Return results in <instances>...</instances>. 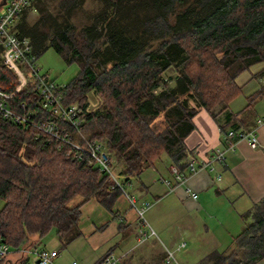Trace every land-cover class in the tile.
Wrapping results in <instances>:
<instances>
[{"label": "trees", "instance_id": "16d2710c", "mask_svg": "<svg viewBox=\"0 0 264 264\" xmlns=\"http://www.w3.org/2000/svg\"><path fill=\"white\" fill-rule=\"evenodd\" d=\"M100 3L78 25L71 18L81 0H59L55 12L43 8L32 24L23 17L14 32L29 39L35 55L50 46L78 64L63 85V101L81 108L85 139L106 143L123 187L163 152L184 171L190 153L184 138L197 110L214 118L222 113L223 131L239 128L228 103L241 91L237 75L264 63V0ZM170 66L177 67L172 85L163 75ZM251 75L264 76V65ZM15 85L0 62V86L12 91ZM89 91L100 100L96 108L88 106ZM263 94L264 85L246 96L244 108ZM12 100L37 107L39 99L26 86ZM120 193L86 154L0 116V238L10 247H33L34 237L52 228L64 247L80 235L84 202L96 200L115 218ZM75 196L80 200L70 205ZM240 215L243 226L230 249L214 250L196 264H254L264 257V195ZM19 255L13 264H26V254Z\"/></svg>", "mask_w": 264, "mask_h": 264}, {"label": "crops", "instance_id": "0c3cea01", "mask_svg": "<svg viewBox=\"0 0 264 264\" xmlns=\"http://www.w3.org/2000/svg\"><path fill=\"white\" fill-rule=\"evenodd\" d=\"M263 65L264 63L260 67ZM250 76L252 75H249L248 79L252 78ZM255 78L259 79L261 86L264 85V76ZM243 107L234 111L229 108L228 103V109L235 114L234 119L239 123L240 129L254 128L258 139L257 146L251 147L246 139H240L235 142L231 150L226 152L224 162H213L210 168L205 166L191 174L187 168L184 169L183 172L187 177L183 183L176 184L172 177L169 166L173 163L170 160L164 165L153 162L136 177L139 183L135 184L133 192L138 195V200L136 199L138 202L151 203L147 211L154 226H149L154 231L153 234H159L167 241L172 237L178 238L179 242L184 243L181 248L196 249V251L189 249L187 260L184 258L187 264H196L214 250L230 249L234 236L243 226L240 214L264 195V121L256 123L257 118L264 116V94L250 107ZM222 116L220 113L214 118L203 108L193 115V129L184 138L185 146L190 151L187 162L199 163L208 160L213 149L225 144L218 126L223 120ZM167 178L173 185L171 189L164 182ZM131 184L129 181L125 185ZM189 191L196 192V198H192ZM130 195L137 197L124 190L115 199L112 206L113 211L116 212L114 220L106 210L100 208L92 218H89L88 223L79 220L80 235L84 236L91 249L99 247L109 236H119L126 243L133 235L136 244H129L122 253V256H126V264H170L166 261L164 251L168 247L163 245L162 251L158 252L154 242L143 245L145 240L138 241L140 231L146 229L129 206L127 197ZM89 200L79 207L80 210ZM163 222L174 224V235L163 230ZM178 241L175 242L176 247ZM140 243L143 247L135 248ZM107 250L111 251V249ZM105 253L91 264H95ZM19 256L10 253L7 264L15 263ZM254 264H264V257Z\"/></svg>", "mask_w": 264, "mask_h": 264}, {"label": "built area", "instance_id": "2783aa9c", "mask_svg": "<svg viewBox=\"0 0 264 264\" xmlns=\"http://www.w3.org/2000/svg\"><path fill=\"white\" fill-rule=\"evenodd\" d=\"M32 0H6L0 11V62L11 72L16 79V85L12 91H6L0 86V116L24 127H29L51 139L70 145L76 150V154L84 153L99 168L102 173L108 174L115 185L124 192V187L120 184L114 173L112 163V153L106 143L102 140H87L80 131L81 108L76 102L67 104L63 101V85L55 83L49 78L47 72L42 71L36 61L30 41L27 37L21 36L13 30V21L20 12L30 4ZM29 86L38 97V106L30 107L26 101L18 100L13 102L14 92ZM48 115L56 116L60 121L56 122L48 119ZM264 121V116L256 119V123ZM219 132L225 142L221 147L213 149L208 160L195 163L188 162V172L195 173L197 169L205 166L211 167L213 162H224L228 150L233 148L235 142L246 139L249 146L255 147L258 144L257 135L254 128L233 129L225 131L219 127ZM169 170L176 184L183 183L186 175L177 165L171 164ZM165 184L171 189L173 185L170 180L164 179ZM192 198H196V192L189 191ZM129 206L135 211L139 219L143 218L144 212L150 207L149 201L138 202L134 196H128ZM149 233L140 231L138 241H143L154 231L149 227ZM184 245L179 243L173 250L165 248V258L170 264H179L174 259L173 252ZM20 253L26 254L29 248L20 246ZM10 246L0 238V257L7 258L10 254ZM19 248V247H17ZM35 264H53V259L58 255L57 250H35ZM69 264H76L71 261ZM95 264H120V257H115L112 253L105 254Z\"/></svg>", "mask_w": 264, "mask_h": 264}, {"label": "rangeland", "instance_id": "374dc122", "mask_svg": "<svg viewBox=\"0 0 264 264\" xmlns=\"http://www.w3.org/2000/svg\"><path fill=\"white\" fill-rule=\"evenodd\" d=\"M6 2V1H5ZM59 0H32L30 4H28L22 12L14 19L13 21V30H16V25L17 23L21 20V18L24 17V20L27 24H32L41 14L42 9L45 8V10H48L50 12H55L59 8L58 4ZM81 8L78 7V12L72 16V20L80 25V22H82L86 15H92L95 13L101 3L100 0H81ZM5 4V3H4ZM4 4H0V11L2 10ZM36 61L38 65L40 66L42 71H45L48 73L49 78L52 79L55 83L59 85H66L79 71V66L76 62H66L61 55H59L55 50L48 46L45 49L41 50L38 55H36ZM263 63H255L252 64L248 69L242 71L240 74L237 75L236 77V82L238 84H241V91L240 93L233 98L229 102V108L232 110L238 111L241 107L244 105H247V98L246 96L250 94L253 90L260 88V83L259 79L252 77L251 79H248L249 75L252 74V72L258 70L260 66ZM167 79L168 83L170 85L174 84L173 77L177 75V67L175 68L174 66H170L167 68V70L163 74ZM248 79V80H247ZM260 85V86H259ZM260 97V96H259ZM258 97V98H259ZM257 98V99H258ZM99 98L96 97V95L92 92H88V106L89 108H96L99 104ZM251 106V105H250ZM249 106V107H250ZM217 107V106H216ZM244 108V107H243ZM169 158L166 153H162L158 159L154 161V164H166L168 162ZM114 171V170H113ZM116 174V172L114 171ZM132 183L130 186L124 187V190L126 192H130L131 194L137 196L136 199L138 200V195L135 194L134 187L135 184L137 185L138 179L132 178L130 180ZM149 198V197H146ZM80 199V196H75L69 204L72 205L76 203ZM152 201V198H150ZM2 205V200H0V207ZM103 209L104 211L106 210L109 215L111 216V219H115L112 217L111 213L105 208L102 207L99 202H97L94 199H90L87 203L83 205V208H81V214L79 217L80 222L83 223H88L89 218H92L98 211V209ZM149 211L147 209L144 212L143 218L139 219L143 226L145 227V232L149 233V226H153L151 220L149 219ZM162 228L164 231H167L171 235L175 234V228L173 223H165L163 222ZM155 229V228H154ZM156 232V231H155ZM156 234H158L156 232ZM145 242L143 245L147 242H154L155 243V249L156 251H162L163 245L168 247L169 249L173 250L176 247V241H178V238H170L168 241L163 239L162 236L155 235V234H149L145 239ZM147 240V241H146ZM35 244L33 245H28L27 248L28 251H26V256H27V261L26 264H35V250H51L55 249L58 252V255L53 259V264H69L71 261L76 262L77 264H91L94 262L95 259H97L101 254L106 252L107 249H111V253L115 257H120V264H126V256H122V253L126 250L127 246L130 245H135L136 241L133 237V235L130 236L129 240L125 243L124 240L120 239L119 236L112 235L107 237V240L100 244L99 247L95 249H91L88 245L86 240L84 239V236L80 235L71 240L66 246H62L61 242L58 240L57 235L55 234L54 228H52L49 232H47L45 235L42 237H34ZM179 242V241H178ZM183 241H180L181 243ZM143 245L140 243L139 245L135 246L137 249H140L143 247ZM19 248H10V253L14 255H23L20 253ZM190 248L185 247L184 249L181 248L180 250H175L173 252L174 254V259L177 260L179 264H187L184 262L187 260V253ZM191 251H196V249L191 248ZM10 255V254H9ZM8 255V256H9ZM166 255V253H165ZM7 256V257H8ZM100 259V258H99ZM167 261V260H166ZM2 264H7V258L5 261H3Z\"/></svg>", "mask_w": 264, "mask_h": 264}, {"label": "water", "instance_id": "95a60500", "mask_svg": "<svg viewBox=\"0 0 264 264\" xmlns=\"http://www.w3.org/2000/svg\"><path fill=\"white\" fill-rule=\"evenodd\" d=\"M6 0H0V4H4Z\"/></svg>", "mask_w": 264, "mask_h": 264}]
</instances>
